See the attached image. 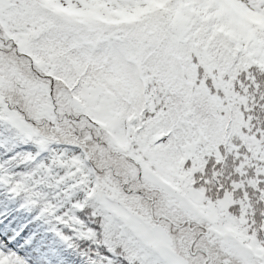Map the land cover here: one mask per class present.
<instances>
[{
	"label": "snow or ice",
	"instance_id": "1",
	"mask_svg": "<svg viewBox=\"0 0 264 264\" xmlns=\"http://www.w3.org/2000/svg\"><path fill=\"white\" fill-rule=\"evenodd\" d=\"M0 264H264V0H0Z\"/></svg>",
	"mask_w": 264,
	"mask_h": 264
}]
</instances>
